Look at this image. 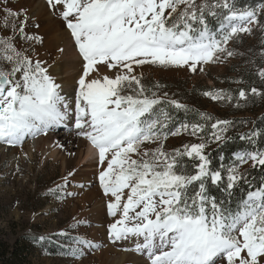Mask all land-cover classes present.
<instances>
[{
	"label": "rangeland",
	"instance_id": "obj_1",
	"mask_svg": "<svg viewBox=\"0 0 264 264\" xmlns=\"http://www.w3.org/2000/svg\"><path fill=\"white\" fill-rule=\"evenodd\" d=\"M38 3L46 14H35ZM233 5L0 0V80L6 79L0 83V128L20 126L22 146L48 135L51 125L34 112L57 107V69L76 75L67 92L71 113L61 116L77 114L81 84L93 73L90 94L113 115L102 133L108 153L89 159L96 171L68 169L44 152L28 156V146L13 156L0 149V229L11 243L31 239L33 264H117L115 252L139 255L152 243L160 247L148 259L157 264H264L260 192L229 220L220 213L208 218L201 190L192 196L209 174L207 150L234 131L228 120L264 113V4L245 13ZM204 12L222 18L216 32L201 21ZM170 107L196 112L207 123L171 124ZM235 158L240 163L229 170L231 184L258 160L245 152ZM191 159L199 162L196 173L177 174L191 171Z\"/></svg>",
	"mask_w": 264,
	"mask_h": 264
},
{
	"label": "trees",
	"instance_id": "obj_2",
	"mask_svg": "<svg viewBox=\"0 0 264 264\" xmlns=\"http://www.w3.org/2000/svg\"><path fill=\"white\" fill-rule=\"evenodd\" d=\"M262 4L264 0H234L233 7L238 12L245 13L254 12L256 7ZM202 15L201 21L207 24L209 30L216 32L222 18L219 19V17V20H216L215 15L208 12ZM259 22L264 31V17H261ZM251 82V80L248 81L249 84ZM252 84V89H255V84ZM166 114L171 124L189 123L202 127L207 123L198 113L186 109L174 110L170 107L166 110ZM245 121L251 122L249 128L243 125ZM228 124L234 127V131H231L215 148L207 150L205 157L209 174L198 181L192 189V196H196L201 190L203 196L201 210L209 212L208 218L220 213V216L218 215L220 218L225 217L229 220L241 211L243 203L254 192H260L264 199V113L250 120L229 119ZM240 152L254 153L258 156V160L253 168L245 170L239 180L231 184L228 178L229 170L240 163L235 158V155ZM191 160L190 165H186V168H190L191 171L183 169L177 171V174L194 175L198 170L199 162L197 159ZM216 175L218 180L214 182L213 177ZM211 206H214V209H211ZM210 211L214 213L210 214ZM5 236L0 229V264H33L31 260L33 252L30 251L31 239L22 237L14 239L11 243Z\"/></svg>",
	"mask_w": 264,
	"mask_h": 264
},
{
	"label": "bare ground",
	"instance_id": "obj_3",
	"mask_svg": "<svg viewBox=\"0 0 264 264\" xmlns=\"http://www.w3.org/2000/svg\"><path fill=\"white\" fill-rule=\"evenodd\" d=\"M34 12L37 16H40L42 14H46L47 10L42 3H38L35 5ZM71 56H73V53ZM67 69L69 68L67 67ZM57 70H55L56 73L53 71L52 74L54 73L53 75L59 77V79H56V84L54 85L56 94L54 101L58 109L53 105L49 107L41 105L38 110L34 112V115L42 118L44 122L46 121L45 126L51 125L49 129L46 128L44 130L46 132L47 130L50 131L48 135L36 138L33 142L28 143L26 146H22L19 142L24 139V133L20 126H16V129L14 130L2 127L0 128V149L2 150L3 155L13 156L15 154L18 155V153L22 152V150L28 146V156L33 155L34 152H44V158L47 157L45 156V153L50 154V157L53 160L61 161L63 165L67 166V168L72 165H81L82 167H85L83 168V171L87 173L90 171H96V166L94 163L90 162L89 159L97 155L98 157L95 158L96 160H103L104 154L108 153V150L106 149V147H108L107 142H104L103 139L105 133H102L109 130L112 126L111 116L113 115L109 114L108 109L103 110V104L100 103L97 97L90 94L91 90H94L93 85L95 83L94 79L96 78V74L92 72L93 74H90V76L88 75V77L86 76V79H84L81 84L80 88L82 89L81 93H83V95L80 99L81 101L78 103L77 114L74 112V115L71 114L69 116H61L62 112L65 114V111L66 113H71V104L68 106L69 95H67V92L70 90V86L75 82L76 75H68L67 70L63 71L64 73H60ZM97 79L99 78L97 77ZM92 93H94V91ZM86 114L88 115L86 116ZM62 118L64 122L60 125L61 123L59 120L62 121ZM36 123L39 124L41 122L40 120H37ZM69 124H71V126ZM18 132H22L20 136H17L16 133ZM87 142L89 143L87 144ZM82 161L83 164H80ZM159 247L160 245L153 243L152 245L148 244V246L143 245L141 246L140 252H138L139 255H128L127 253L115 252L113 261L117 264H147L146 261H148V264L149 261L150 264H157V259H148V255L152 252V249ZM162 248H164V245ZM103 252H101V254ZM103 258H105V256ZM164 260L165 259H163V261Z\"/></svg>",
	"mask_w": 264,
	"mask_h": 264
},
{
	"label": "water",
	"instance_id": "obj_4",
	"mask_svg": "<svg viewBox=\"0 0 264 264\" xmlns=\"http://www.w3.org/2000/svg\"><path fill=\"white\" fill-rule=\"evenodd\" d=\"M0 83H1L2 85L5 84V83H6V79H5V78H1Z\"/></svg>",
	"mask_w": 264,
	"mask_h": 264
}]
</instances>
